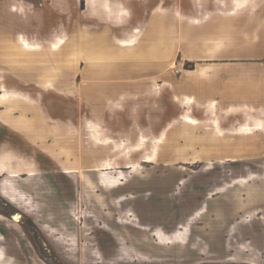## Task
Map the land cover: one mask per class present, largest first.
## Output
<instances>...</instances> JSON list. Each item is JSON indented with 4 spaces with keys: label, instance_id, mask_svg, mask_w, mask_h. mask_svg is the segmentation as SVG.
<instances>
[{
    "label": "rangeland",
    "instance_id": "obj_1",
    "mask_svg": "<svg viewBox=\"0 0 264 264\" xmlns=\"http://www.w3.org/2000/svg\"><path fill=\"white\" fill-rule=\"evenodd\" d=\"M53 1L0 0V42L16 34L5 26L13 20L7 19L8 8L19 16L26 10L30 36L42 41L49 34L35 30L44 15L52 14L62 19L46 30L69 34L63 45L67 56L89 50L106 68H88L86 60L74 65L55 52L44 62H21L0 43V78L26 91H6L13 102L0 101V167L5 168L0 172V264H264V180L256 200L246 182L230 184L235 177L256 176L264 151H178L196 141L149 138V129L141 131L147 139L131 146L127 140L103 138L110 141L98 144L89 139L88 117L100 119L116 138L138 127L160 129L165 91L160 100H131L129 80L153 77L162 87L166 68L177 61L167 65L164 46L152 43L141 20L135 22L143 25L141 42L134 52L122 54L126 63L121 64L112 52L117 44L105 36L107 30L120 34L119 27L107 25L99 13L86 18V0ZM123 1L138 13L159 0ZM52 65L59 70L53 77ZM146 67L154 72L141 74L138 69ZM45 78L64 90L50 89ZM113 99L122 107L116 108ZM39 115L46 129L38 124ZM33 129L46 137H27ZM138 142L143 145L133 149ZM145 154H153V162L144 161ZM103 161L111 168H100ZM119 172L124 174L120 183L102 185L100 175ZM14 213L20 214L18 221Z\"/></svg>",
    "mask_w": 264,
    "mask_h": 264
},
{
    "label": "crops",
    "instance_id": "obj_2",
    "mask_svg": "<svg viewBox=\"0 0 264 264\" xmlns=\"http://www.w3.org/2000/svg\"><path fill=\"white\" fill-rule=\"evenodd\" d=\"M66 1L68 0H64L65 3ZM178 1L159 0L137 13L123 0H86V18L99 13L107 25L120 28V34H112L107 30L108 34L105 35L108 43L117 44V50L112 51L119 55L114 58L115 60L125 64L122 54L134 52L139 46L143 25L135 22L145 20L148 31L153 37L152 43L163 45L165 48L164 58L167 60V65L170 61L173 63L174 59L177 61L175 67L166 68L162 87L153 77L139 81L129 80L131 100L141 96H145L147 101H151L152 98L160 100L162 90L165 91L166 118L163 121L159 119L160 123L164 124L160 129L157 128L158 126L138 127L139 131L134 130L136 134L131 131L123 138H116L112 135L111 129L102 124L100 119L88 117L85 123L88 138L90 139L93 130H97L102 138L111 139L112 142L127 140L131 146L141 137L147 139L145 135L148 134L144 135L141 131L149 129L151 133L149 138L156 139L162 136L167 140L196 141L188 143L191 147H179L176 149L178 151H215L221 155H225L226 151H264V0H182V6ZM14 11L16 10L10 8L6 10L7 19L12 17L13 20L11 24L8 25L7 22L3 25L15 30L16 34L9 42L0 43L6 45L8 54L15 60L26 63L44 62L50 60V54L54 52L59 56H67V48L63 45L69 34L64 32L63 36L62 31L46 30L47 26L62 18H54L52 14L41 18L35 32L38 35L43 32L49 34L47 40L42 41L40 38L30 36L26 10L21 12L22 16ZM10 12L13 13L8 14ZM18 33L25 35L29 42L36 43L39 48H21L16 37ZM54 41L60 42L57 50L50 48V44ZM76 43L78 42L72 45L75 46ZM11 51L14 54H11ZM69 58L74 65L86 60L90 62L88 68L99 70L106 68L104 63L97 62L102 58L89 50L83 53L76 52L74 56H67L65 59ZM186 63L192 66L185 68ZM36 69L42 74L46 71L40 66ZM50 70L52 77L58 75L59 70L55 65L50 66ZM111 70L113 73L121 72L116 69ZM138 70L141 74L154 72L152 67ZM4 80L6 78H0L1 91L26 92L8 87ZM44 82L52 90L61 89L55 87L58 84L53 85L52 81L46 78ZM137 84L143 89L138 90ZM115 86L119 92L123 91L121 83H116ZM87 88L89 91L92 90L90 87ZM62 90L64 89L60 91ZM112 102L116 108L122 107V102L114 99ZM185 115L192 121L185 120ZM37 120L39 125L43 122V129H46L47 122L41 119V115ZM35 123L36 121H33L32 124ZM27 132L29 133L27 137H46L45 132L40 134L35 129ZM53 134L56 139L61 138L55 135V132ZM228 159L229 157H225V160ZM260 167L261 169L255 170L256 176L235 177L231 179L230 184L246 182L249 185L250 183L251 186H246L252 187L248 195L252 200H256L261 197L260 191L264 180V165ZM4 170V167H0V172ZM6 198L12 202L9 196Z\"/></svg>",
    "mask_w": 264,
    "mask_h": 264
},
{
    "label": "bare ground",
    "instance_id": "obj_3",
    "mask_svg": "<svg viewBox=\"0 0 264 264\" xmlns=\"http://www.w3.org/2000/svg\"><path fill=\"white\" fill-rule=\"evenodd\" d=\"M12 8H15L16 7H12ZM18 40L20 41L21 45L23 48H27V49H38L39 46L35 45V44H32L31 42H29V40L27 38H25L22 34H18L17 36ZM60 47V42L59 41H54L50 44V48L53 49V50H57L59 49ZM6 91L2 92L0 94V101H9V103L13 102L12 101V98H9V96L5 93ZM9 109H12V108H9ZM184 119L187 120V121H192V119L190 117H188L187 115L184 116ZM91 137L93 139V141L95 143H98V144H101V143H104V144H107L105 142H109L110 140H105V141H102L101 139H103L101 137V135L97 132V130H93V133L91 134ZM106 139V138H105ZM143 143L142 142H138L136 144V146L133 148V149H138L140 146H142ZM130 149L131 148H126V152L129 153L130 152ZM126 156H129V154H126ZM154 157L153 154H145L143 156V159L144 161L146 162H153L154 160ZM102 169H108V168H111L110 166V162H107V161H103V165L100 167ZM124 176V174L122 172H119L117 177H105L100 175L101 177V180H102V185L105 187V188H112L114 186H116L118 183H120V179H122ZM20 218V214L19 213H14L13 214V220L14 221H18ZM170 241V240H168Z\"/></svg>",
    "mask_w": 264,
    "mask_h": 264
},
{
    "label": "trees",
    "instance_id": "obj_4",
    "mask_svg": "<svg viewBox=\"0 0 264 264\" xmlns=\"http://www.w3.org/2000/svg\"><path fill=\"white\" fill-rule=\"evenodd\" d=\"M81 1H83V0H81ZM191 66H192V64H188V63H186V64L184 65L185 68H190Z\"/></svg>",
    "mask_w": 264,
    "mask_h": 264
}]
</instances>
